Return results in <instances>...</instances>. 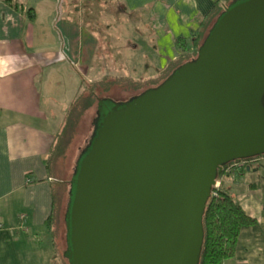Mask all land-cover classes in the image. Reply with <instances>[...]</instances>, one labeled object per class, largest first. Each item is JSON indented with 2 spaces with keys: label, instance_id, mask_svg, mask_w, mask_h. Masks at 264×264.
<instances>
[{
  "label": "water",
  "instance_id": "95a60500",
  "mask_svg": "<svg viewBox=\"0 0 264 264\" xmlns=\"http://www.w3.org/2000/svg\"><path fill=\"white\" fill-rule=\"evenodd\" d=\"M263 156L264 0H235L160 86L99 101L70 183L64 257L200 264L218 176Z\"/></svg>",
  "mask_w": 264,
  "mask_h": 264
},
{
  "label": "crops",
  "instance_id": "0c3cea01",
  "mask_svg": "<svg viewBox=\"0 0 264 264\" xmlns=\"http://www.w3.org/2000/svg\"><path fill=\"white\" fill-rule=\"evenodd\" d=\"M58 1L0 0V264H54L46 222L65 182L49 160L80 137L73 108L89 90L158 79L229 0H116L111 21L94 24ZM219 188L254 221L223 264H264V156L230 166Z\"/></svg>",
  "mask_w": 264,
  "mask_h": 264
},
{
  "label": "trees",
  "instance_id": "16d2710c",
  "mask_svg": "<svg viewBox=\"0 0 264 264\" xmlns=\"http://www.w3.org/2000/svg\"><path fill=\"white\" fill-rule=\"evenodd\" d=\"M234 1L235 0H229L228 2H225L224 4L220 5L219 8L217 7L212 18L206 24L205 23L203 24L202 31L195 33L193 35V41H192L193 53H189V49L187 48L184 41L181 42L180 49L182 50V53H183L182 57L179 58L177 61L171 63L167 67V69L160 74L158 79H156L155 81H151L150 83H147V84L134 83L133 81H127V80L122 81L121 80L120 82L115 83L114 85H116L120 89L121 87L125 89L128 87H131L132 89H137V90L144 89V91H142L140 94L144 93L145 91H148L150 89L160 86L174 73L176 69H178L183 64L189 63L197 58L198 50L201 48L204 40L207 38L215 22L220 17V15L223 14V12ZM110 86L112 85H109V87ZM109 87H104L102 91L110 92ZM92 98L94 99V97ZM104 99L114 100L113 98H110V96L109 98L105 97L101 100H104ZM91 101L93 100L89 101V98H87V102L88 103L90 102V104L86 106L87 103H84V107L86 106V108H91L92 107ZM97 101L99 105V100ZM117 102H120V101H117ZM76 107L77 106L73 108V112H72L73 116L76 113V110H75ZM90 142H91V139L88 142V145L85 147V149L89 146ZM61 144L66 145V140H64V142H62L61 140ZM55 159H56V154H53V157H51V159L49 160V168L51 167V164L55 165L56 163ZM255 159H252V160H255ZM252 160L237 161L232 164H229L228 166L224 167L222 173L218 176L217 181L220 182L222 180V178L225 176L230 166L234 164L250 162ZM55 207H56V195H54L53 197L52 213L46 222V226L49 229V231L51 228V222L53 221V216H54L53 214H54ZM253 223L254 221L245 214V212L242 210L240 205L237 202H235V200L230 196V194L227 191L222 190L221 188H218V189L214 188L212 191V197L208 202L206 212L204 215V220H203L205 239H204V245H203V251L201 255L200 264H223L225 260L229 259L232 256L234 252L235 244L237 242V239L239 237L241 230L247 226L252 225ZM52 237L54 238L53 234H52Z\"/></svg>",
  "mask_w": 264,
  "mask_h": 264
},
{
  "label": "rangeland",
  "instance_id": "374dc122",
  "mask_svg": "<svg viewBox=\"0 0 264 264\" xmlns=\"http://www.w3.org/2000/svg\"><path fill=\"white\" fill-rule=\"evenodd\" d=\"M61 1V0H60ZM58 1V3L60 2ZM73 5H78L81 8L82 16L85 19V21L90 24H94L96 19L100 18L102 21L107 22L111 21L110 14L115 13L118 8V4L116 0H70ZM62 9H65L64 4L62 6ZM61 8H57V17H59V13L61 14ZM105 14V15H104ZM122 21H124L125 17L122 14ZM98 20V21H99ZM101 25V23H100ZM131 31L133 29L131 28ZM135 37L137 38L138 34L135 32ZM104 89V87H103ZM143 89V88H141ZM146 90V89H145ZM143 90H137L132 89L131 87L128 88H122L121 89H115L111 92L107 91H101L98 92H91L88 91L87 98H89L92 104L91 108H86L90 102H84L81 101L77 107H76V113L74 116L72 115L73 122L72 127L74 126L75 116H78V124L81 125L78 128V131H80V137L76 139H72L69 145H64L61 148V151H56V163L55 165H51V168H56V177L62 181L65 182L64 186L61 188H57L55 191L56 195V207L54 210V216L53 221L51 222V228L50 231L54 236V241L56 245V257L54 264H68V261L64 258V253L67 249L66 245V223H65V216L67 213L68 205H69V194L71 190V180L74 173V169L76 167V163L78 161V153H82V151L85 149V147L88 145V142L90 141L93 132H94V121L97 118V105L98 101L103 98H113L114 101H128L132 99L133 97L140 94ZM94 93V94H93ZM94 95V96H93ZM94 97V99L92 98ZM84 103H87V105L84 107ZM89 109V110H87ZM87 110V112H86ZM82 139V140H81ZM70 150V154L67 152ZM58 152V153H57ZM79 154V155H80ZM60 155V156H59ZM67 155V156H66ZM59 156V157H58ZM66 159V160H65ZM67 165H69L71 168L70 173L66 172Z\"/></svg>",
  "mask_w": 264,
  "mask_h": 264
},
{
  "label": "built area",
  "instance_id": "2783aa9c",
  "mask_svg": "<svg viewBox=\"0 0 264 264\" xmlns=\"http://www.w3.org/2000/svg\"><path fill=\"white\" fill-rule=\"evenodd\" d=\"M216 188L217 189L219 188V182H217ZM21 219H23V217Z\"/></svg>",
  "mask_w": 264,
  "mask_h": 264
}]
</instances>
